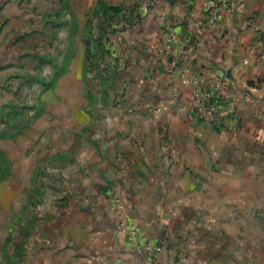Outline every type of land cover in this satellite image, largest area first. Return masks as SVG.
<instances>
[{
    "label": "crops",
    "instance_id": "1",
    "mask_svg": "<svg viewBox=\"0 0 264 264\" xmlns=\"http://www.w3.org/2000/svg\"><path fill=\"white\" fill-rule=\"evenodd\" d=\"M156 1L95 37L100 5L133 0H0V212L21 264H264V0L215 25L201 0ZM182 68L219 79L223 128L191 121ZM116 199L163 238L155 260Z\"/></svg>",
    "mask_w": 264,
    "mask_h": 264
},
{
    "label": "built area",
    "instance_id": "2",
    "mask_svg": "<svg viewBox=\"0 0 264 264\" xmlns=\"http://www.w3.org/2000/svg\"><path fill=\"white\" fill-rule=\"evenodd\" d=\"M201 1H203L204 5L205 19L210 25H215L218 22L223 9L230 11L232 7L230 0ZM139 3H143V12H148L152 6H155L158 3V1L133 0V7L131 9H123L120 14H109L108 17H111V20L109 21L111 25V21H117L121 18V22H118V30L115 29L114 31L115 35L120 29L124 30L127 27L131 11L135 10L136 8L134 6ZM102 18H104L103 14L100 15L99 19ZM176 41H179V37L174 33H170L167 45L170 46L173 43H176ZM97 42H94L91 46L90 63H92V65H94L98 59L97 56L100 48ZM257 47L260 52H264V38L260 36L258 37ZM167 49V47L161 48L160 53L165 55ZM115 66V57H112V59L104 67L102 64V67L106 71L105 74L107 75H109L108 73L110 70L115 68ZM179 76L182 86L191 89V103L188 108H186V112H188L191 121L210 124L218 129L223 128L224 122L222 121L221 116L223 113L225 96L219 79L204 76H193L191 71L187 68H182L179 71ZM160 112V109L154 111L155 114H159ZM1 127L5 131L10 129L6 123H4ZM114 203L116 204L118 210H120L123 214L119 221L118 229L127 234L128 240L132 243L140 256L145 255L148 259L155 260V258L160 255L163 250V238L157 237L153 241H148V239L144 236L141 227L135 223L128 214L126 204L120 199L114 200Z\"/></svg>",
    "mask_w": 264,
    "mask_h": 264
},
{
    "label": "rangeland",
    "instance_id": "3",
    "mask_svg": "<svg viewBox=\"0 0 264 264\" xmlns=\"http://www.w3.org/2000/svg\"><path fill=\"white\" fill-rule=\"evenodd\" d=\"M51 8L54 9L53 6ZM110 20L111 19L108 18V16L99 19L95 25L94 34L101 35L103 32H106L107 30L109 31V28L112 26L109 22ZM49 21L50 20H48L49 24H53V19H51L50 22ZM114 22L115 21H111V23ZM95 37H97V35ZM99 41H101V39H99ZM2 214L3 215H1L0 212V264H21L22 249L18 246L23 238L22 230L20 228L16 235H12V231L9 228V223L6 216V211H4ZM20 220L22 219L20 218ZM14 254L16 255L14 257L15 260L13 258Z\"/></svg>",
    "mask_w": 264,
    "mask_h": 264
},
{
    "label": "trees",
    "instance_id": "4",
    "mask_svg": "<svg viewBox=\"0 0 264 264\" xmlns=\"http://www.w3.org/2000/svg\"><path fill=\"white\" fill-rule=\"evenodd\" d=\"M122 11H123V8L122 9L121 8H109V7H105L103 5H100V7H98L96 9L95 15H96V17H100V15L103 14L104 17H107L109 14H112V13L120 14ZM108 18H111V17H108ZM106 32H108V31H106ZM100 39L102 40V37ZM98 41H99V39H98ZM90 59H91V54H90Z\"/></svg>",
    "mask_w": 264,
    "mask_h": 264
}]
</instances>
